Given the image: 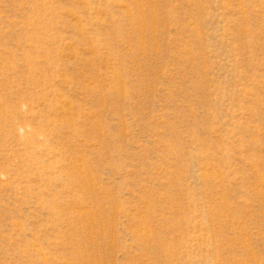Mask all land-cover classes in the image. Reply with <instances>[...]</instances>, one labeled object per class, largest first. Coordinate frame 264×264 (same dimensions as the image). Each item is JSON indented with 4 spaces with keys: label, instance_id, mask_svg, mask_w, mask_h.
<instances>
[{
    "label": "rangeland",
    "instance_id": "obj_1",
    "mask_svg": "<svg viewBox=\"0 0 264 264\" xmlns=\"http://www.w3.org/2000/svg\"><path fill=\"white\" fill-rule=\"evenodd\" d=\"M0 264H264V0H0Z\"/></svg>",
    "mask_w": 264,
    "mask_h": 264
}]
</instances>
